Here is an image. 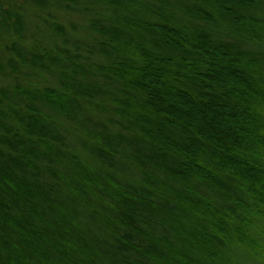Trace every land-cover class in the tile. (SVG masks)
<instances>
[{"label":"trees","instance_id":"trees-1","mask_svg":"<svg viewBox=\"0 0 264 264\" xmlns=\"http://www.w3.org/2000/svg\"><path fill=\"white\" fill-rule=\"evenodd\" d=\"M13 1L0 264H264V0Z\"/></svg>","mask_w":264,"mask_h":264},{"label":"rangeland","instance_id":"rangeland-1","mask_svg":"<svg viewBox=\"0 0 264 264\" xmlns=\"http://www.w3.org/2000/svg\"><path fill=\"white\" fill-rule=\"evenodd\" d=\"M14 9L18 12V14L21 16L25 24L28 25H34V26H40L41 21L42 23L46 24L49 26L54 24L60 25L61 28L64 30L67 29H73L74 27L78 26V22H80L81 17H77L74 14H65L64 12L60 11L58 13H52L50 11H41L40 9H36L35 5H31L28 0H14ZM42 9V8H41ZM45 10V9H42ZM51 13L53 14L54 17H50ZM27 25V26H28ZM29 27V26H28ZM51 29V28H50ZM54 30L55 27L53 28ZM53 30V31H54ZM27 33H29L27 31ZM32 38V36L30 35ZM31 38H28L27 42L24 41L26 44H31L33 40ZM17 42L18 39H16ZM5 45L7 46V42L5 41H0V90L2 88H7L12 84L13 76L9 69L13 68V66H17V60L8 53L7 48H5ZM19 45V44H18ZM73 45V44H72ZM20 46V45H19ZM74 47V52L80 54L82 52V49L80 47H77L73 45ZM13 65V66H12ZM23 72H28V71H23ZM18 80V79H17Z\"/></svg>","mask_w":264,"mask_h":264}]
</instances>
